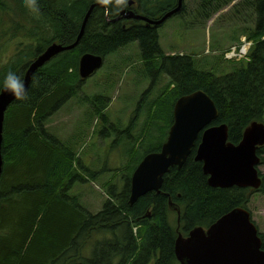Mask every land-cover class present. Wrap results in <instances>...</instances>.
Wrapping results in <instances>:
<instances>
[{
    "label": "trees",
    "instance_id": "16d2710c",
    "mask_svg": "<svg viewBox=\"0 0 264 264\" xmlns=\"http://www.w3.org/2000/svg\"><path fill=\"white\" fill-rule=\"evenodd\" d=\"M16 1L0 0V12L5 13V17L0 13L1 21L9 18L10 29L18 22L21 33L30 38L28 45L33 49L27 56L16 52L9 62L0 63V78L13 70L24 79L29 64L50 44L74 43L89 7L95 6L77 44L38 68L28 85L29 99L14 100L5 112L8 137L5 143L3 129L4 164L0 184L3 185L5 176H10L4 188H15L16 194L5 196L0 186V230L4 221L9 220L6 233H0V264H98L101 261L98 257H78L77 254L80 241L89 239L94 231L104 233L100 241L106 245L103 250L106 264L114 261L116 264H147L154 260V264H172L176 260L174 243L178 223L177 215L174 224L169 218V202L179 208V227L186 233L194 227L208 226L229 210L246 208L252 193L264 194V183L258 190L211 187L202 171V163L194 159L198 137L183 165L170 167L164 174L159 192L149 191L133 204L129 203L130 177L135 165L123 179L122 189L109 187L102 210L92 214L75 197H68L67 191L79 177L72 165L73 150L67 147L66 155L59 154L55 145L49 144V134L43 130L46 119L76 94L83 81L78 71L83 54L91 53L105 59L118 49L137 42L140 60L152 68L151 76L162 73L170 82L150 103L141 99V104H136V110L146 104V110L148 106L152 108L148 129L158 134L160 130L153 125L159 123L165 140L173 122L175 101L201 89L218 110V116L210 125L226 124L228 141L238 144L251 122L264 123V0H242L233 7L232 15L240 14L245 25L238 33H232L231 40L238 42L243 34L253 44L249 61L222 73L214 63L197 61L192 55L166 56L158 44L159 26L132 17L120 18L123 10L131 9L129 1L137 6L131 11L157 20L174 9L178 0H146V9L137 0H126L118 14L109 16L104 14L106 6L100 0H38L39 19L31 17L30 13L28 17L22 16V7ZM199 1L202 9L210 6L208 12L199 11L206 12L204 16L209 19L227 6L229 0ZM12 5L14 13L10 10ZM44 12L56 20H46L42 16ZM251 15L253 19L249 24L248 16ZM20 17H23L22 22ZM26 22L30 23L29 27ZM230 25L236 29L239 22L230 20ZM35 30L38 32L33 33ZM90 101L102 102L99 107L95 105L98 114L108 107V101L99 96ZM145 140L154 143L155 138L150 135L140 140L139 146L145 150L151 148L145 154L160 150L161 144H143ZM256 154L262 164L264 145L257 148ZM262 177L264 179V175ZM260 237L264 250V233Z\"/></svg>",
    "mask_w": 264,
    "mask_h": 264
},
{
    "label": "rangeland",
    "instance_id": "374dc122",
    "mask_svg": "<svg viewBox=\"0 0 264 264\" xmlns=\"http://www.w3.org/2000/svg\"><path fill=\"white\" fill-rule=\"evenodd\" d=\"M137 1L146 9V0ZM241 1L229 0L227 6L207 19L204 16L206 12L199 11L208 12L210 6L202 9L199 0H184V10L180 16L169 18L158 28L161 51L167 55L194 54L196 58L200 57L209 63H214L220 73L228 72L241 63L224 61L225 59H222L221 56V51L235 44L231 40L232 33H238L245 25L242 23L240 14L232 15L233 7ZM16 4L22 7L21 15L28 17L29 12L23 6L22 0H17ZM135 4L132 1L128 2L129 7L132 6L136 9ZM10 10L14 13L13 5ZM126 10L127 8L124 11ZM0 13L1 17H5V13ZM135 14L143 16L139 12H135ZM42 16L46 20H56L48 12L42 13ZM248 18H250L249 24H251L252 15ZM22 19L23 17L19 18L21 22ZM230 20L238 21L239 27L231 28ZM10 24L9 18L3 22L0 18L1 64L9 62L16 52L27 56L33 49L31 45H28L30 38L21 33V26H18V22L12 29H10ZM25 24L27 27L30 26L29 22ZM37 32L38 30L33 31V33ZM247 48L248 46L242 48V51L246 49L248 52ZM246 51L240 55H244ZM151 73L152 68L145 66L140 60L138 43L132 42L108 55L98 70L83 79L76 94L57 112L54 111L43 124V130L50 137L49 144L55 145L59 154L66 155L67 147L73 150L72 165L79 177L67 191L68 197H75L92 214L102 210L103 203L107 199L108 188L112 186L115 190L122 189L123 179L129 175V168L132 170L135 165L137 166L141 157L151 149L145 150V147L142 148L138 145L142 137L151 135L152 139L155 138L154 143H149L147 140L143 142V144L149 145H159L164 140L165 133L159 123L156 122L153 125L160 130L158 134L148 129V118L152 108L148 106L146 110V104L136 110L137 102L146 99L147 103H150L160 96L170 83L167 75L159 74L157 77H152ZM95 96L108 101L106 114L105 112L98 114L99 110L95 108V105L99 107L102 102L93 103L90 101ZM6 130L7 126L5 125V143L8 137ZM167 134L168 132L166 137ZM133 135L136 136V140ZM258 170L260 177L264 175V161L259 165ZM3 179V185L0 184L3 193L5 196H10L11 193V196L14 197L15 188L11 190L4 188L7 186V181L11 179L10 176L7 175ZM249 200L247 206L252 212L258 231L264 232V194L256 191L250 195ZM171 218L172 224H174L175 216ZM6 221H4L0 233H6L8 228ZM102 238H104V233L94 231L89 239H82L83 241L81 240L78 246V257L92 255V257L95 256L101 260L97 262L98 264H106L107 259L105 252L103 253L106 245L100 241ZM74 259L77 260V257ZM112 264H116V261ZM173 264H179V262L176 260Z\"/></svg>",
    "mask_w": 264,
    "mask_h": 264
},
{
    "label": "water",
    "instance_id": "95a60500",
    "mask_svg": "<svg viewBox=\"0 0 264 264\" xmlns=\"http://www.w3.org/2000/svg\"><path fill=\"white\" fill-rule=\"evenodd\" d=\"M183 0L160 19L150 20L133 11H124L127 18L160 25L168 17L180 12ZM95 5H91L80 28L76 41L70 45L52 43L28 66L24 81L28 89L35 71L52 57L72 49L83 34L87 18ZM102 64V57L91 53L81 56L78 71L82 78L91 75ZM14 97L0 95V177L3 173L1 153L5 112ZM218 116L212 99L201 89L179 97L173 105V122L167 139L157 152L145 155L134 169L130 179L129 203L149 191L159 192L164 174L170 167L178 168L186 160L191 147L200 134L195 159L202 162V170L208 176L211 187H252L259 188L262 180L256 166L260 159L256 149L264 145V124L251 122L243 131L238 144L227 141V126L210 123ZM169 206L174 209V205ZM178 211V210H177ZM174 253L180 264H264V251L257 229L250 221L248 211L237 207L221 215L206 230L195 227L186 237L178 233Z\"/></svg>",
    "mask_w": 264,
    "mask_h": 264
},
{
    "label": "clouds",
    "instance_id": "9594fccd",
    "mask_svg": "<svg viewBox=\"0 0 264 264\" xmlns=\"http://www.w3.org/2000/svg\"><path fill=\"white\" fill-rule=\"evenodd\" d=\"M100 3L106 6L104 14L109 16L118 14L126 0H100ZM22 4L34 18L39 19L41 13L38 0H22ZM3 94L11 95L17 101L29 99L24 79L13 70L7 71L0 78V95Z\"/></svg>",
    "mask_w": 264,
    "mask_h": 264
},
{
    "label": "bare ground",
    "instance_id": "6f19581e",
    "mask_svg": "<svg viewBox=\"0 0 264 264\" xmlns=\"http://www.w3.org/2000/svg\"><path fill=\"white\" fill-rule=\"evenodd\" d=\"M90 8V7H89ZM88 12V11H87ZM91 13V12H90ZM87 14V13H86ZM90 15V14H89ZM89 17V16H88ZM120 18H127L125 15H124V13L122 14V16H120ZM88 19V18H87ZM118 19H119V17H118ZM115 21V20H114ZM113 22V21H112ZM15 100V99H14ZM14 100H12L10 103H9V105L14 101ZM9 105H8V107H9ZM4 129V128H3ZM3 143V142H2ZM195 143V142H194ZM194 146V145H193ZM193 146L191 147V149H190V153H191V150H192V148H193ZM196 150H197V147H196ZM196 150H195V155H196ZM1 153H2V148H1ZM189 153V154H190ZM188 154V155H189ZM188 157V156H187ZM2 158H3V155H2ZM194 159H195V156H194ZM196 160V159H195ZM196 161H198V160H196ZM185 162V161H184ZM199 162H201V161H199ZM202 163V162H201ZM3 164H4V161H3ZM183 165V164H182ZM181 165V166H182ZM173 167V166H172ZM177 167V166H176ZM203 171V170H202ZM163 181V180H162ZM233 186H235V185H233ZM230 187H232V186H230ZM225 188H227V187H225ZM175 254V253H174ZM175 257H176V255H175ZM177 259V258H176ZM177 261H178V259H177ZM179 262V261H178ZM179 264H180V262H179Z\"/></svg>",
    "mask_w": 264,
    "mask_h": 264
},
{
    "label": "flooded vegetation",
    "instance_id": "af4514ba",
    "mask_svg": "<svg viewBox=\"0 0 264 264\" xmlns=\"http://www.w3.org/2000/svg\"><path fill=\"white\" fill-rule=\"evenodd\" d=\"M183 237H186V236H183ZM174 256H175V254H174ZM158 257V256H157ZM175 259H176V257H175ZM153 260V259H152ZM177 260V259H176ZM175 260V261H176ZM155 261V260H154ZM154 261H150V262H148L147 264H154ZM178 262V261H177ZM173 264V263H172Z\"/></svg>",
    "mask_w": 264,
    "mask_h": 264
}]
</instances>
